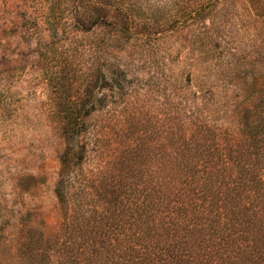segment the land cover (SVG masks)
I'll return each mask as SVG.
<instances>
[{
    "label": "trees",
    "instance_id": "1",
    "mask_svg": "<svg viewBox=\"0 0 264 264\" xmlns=\"http://www.w3.org/2000/svg\"><path fill=\"white\" fill-rule=\"evenodd\" d=\"M49 3L64 238L0 264H264V0Z\"/></svg>",
    "mask_w": 264,
    "mask_h": 264
},
{
    "label": "rangeland",
    "instance_id": "2",
    "mask_svg": "<svg viewBox=\"0 0 264 264\" xmlns=\"http://www.w3.org/2000/svg\"><path fill=\"white\" fill-rule=\"evenodd\" d=\"M156 1L161 0H152ZM49 7V0H0L1 251L16 252L29 231L36 238L43 233L53 251L56 241L64 238L60 232L63 211L55 191L66 149L61 98L45 75L41 54L51 41L44 19ZM242 23L240 18L237 24ZM189 38L187 30L179 36L184 47L178 68L192 56ZM171 42V51L177 52L176 39ZM141 52L145 53L137 48L135 57ZM157 55L165 57V48ZM160 65L165 62L161 60ZM171 67L177 69L176 64Z\"/></svg>",
    "mask_w": 264,
    "mask_h": 264
}]
</instances>
